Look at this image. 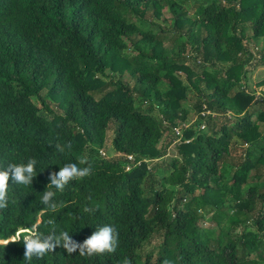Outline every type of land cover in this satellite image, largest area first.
Listing matches in <instances>:
<instances>
[{
  "label": "trees",
  "instance_id": "obj_1",
  "mask_svg": "<svg viewBox=\"0 0 264 264\" xmlns=\"http://www.w3.org/2000/svg\"><path fill=\"white\" fill-rule=\"evenodd\" d=\"M192 1L190 17L189 0H0V167L38 161L32 185L10 181L0 264H264V93L242 85L250 61L264 65L243 45L264 40V0ZM163 9L170 30L155 24ZM173 144L178 158L148 166ZM80 158L92 174L50 187L66 206L41 211L50 174ZM103 225L119 232L114 253L60 246L26 260V233L11 239L35 226L82 243Z\"/></svg>",
  "mask_w": 264,
  "mask_h": 264
},
{
  "label": "clouds",
  "instance_id": "obj_2",
  "mask_svg": "<svg viewBox=\"0 0 264 264\" xmlns=\"http://www.w3.org/2000/svg\"><path fill=\"white\" fill-rule=\"evenodd\" d=\"M71 143L61 145L57 143L55 150L64 153L71 150ZM38 161L35 158H29L26 162L9 163L6 167H0V210L6 209L9 203L8 190L11 184L32 185L33 179L37 176L36 166ZM80 165H87L81 167ZM92 165L86 158H80L75 163H65L59 168L58 172H53L49 176L50 183L41 195V203L46 206L41 211H56L62 209L66 205L63 201L55 199L56 192L48 190L50 187L59 191H63L65 187L73 180L83 179L92 174ZM85 212L91 211L89 208L84 209ZM49 223H52L49 220ZM20 233L23 235V243L25 247V259L31 260L33 256L43 257L49 252H53L57 247L62 246L67 253L79 252L81 256H92L94 254L114 253L119 246V232L112 225H103L96 228L88 238L82 243L72 239L67 231L61 230L57 233L55 230L49 235H43L35 226L18 230V234L11 239L15 242L19 238ZM6 243V242H5ZM121 264H132L127 257L123 259ZM163 264H172L168 259Z\"/></svg>",
  "mask_w": 264,
  "mask_h": 264
},
{
  "label": "rangeland",
  "instance_id": "obj_3",
  "mask_svg": "<svg viewBox=\"0 0 264 264\" xmlns=\"http://www.w3.org/2000/svg\"><path fill=\"white\" fill-rule=\"evenodd\" d=\"M222 1L225 2V0H221V2ZM186 6L188 7V15L190 17H192L191 15L194 13V9L196 8L194 1L189 0V2L187 3ZM171 22H172V14L167 12V9H163L161 12V16L155 21V24L163 26V28H165V30H170ZM149 28H151V26ZM195 29H196V27H195ZM195 29H194V31H195ZM184 31H186V26H184L183 32ZM181 39H176V40L178 42H180ZM171 40H172V38H171ZM174 40H175V38H174ZM178 42L175 43V41H174V43H173V42L167 41L164 43V47L167 50H168V47L172 48L176 52ZM243 45H245L246 48H249L250 50H252V53H254L256 57H258L259 54L264 51V40L260 41L259 43H254L252 40L245 39L243 41ZM183 55L193 57L191 59V61H189V63H187V66L191 67L192 71L195 70V72L198 73L200 71V68H198L199 66H198V62H197L198 58H194L195 57L194 51L191 48L190 43H187V46H186V49H185ZM187 66H186V68H188ZM245 68H246V76H245L246 78L242 79L243 88L245 87V90L248 93H251V91H254L255 92L254 98L261 97V95L264 93V65H258L255 60H252V61H250V63ZM179 71H181V73ZM185 72H183V70H175L174 71V75L180 74V77H182L181 80L184 82V83H182L183 85H186V83H189L187 81L188 77H187V74H185ZM121 79L124 82H128L131 87L134 85V81L126 73H125V75H122ZM105 81H108V79H105ZM192 103H193L192 101H187L186 110L188 112V115H187L185 121L178 124V125H181V127L187 128L190 125H193L197 120V116L191 107ZM229 116L233 117L232 114H229L228 117ZM177 128H180V127H177ZM111 137H112V133L110 131L107 134L105 149L100 152L101 156H106V157H110V158L115 156V152L113 151L112 145H111ZM167 141L168 140H166V139L163 140L160 143V145L164 146ZM174 144L165 150L164 157L156 158L154 160H148L147 161L148 166L153 167L154 165L159 164L161 162L167 163L173 158H178L177 149L173 147ZM203 226L208 227L209 223L206 222L205 224H203ZM239 232H240V229H237L236 233H239ZM156 242H157V239L152 238L149 242L145 243L141 249V253H146V252L150 251L151 248H153L155 246ZM4 243L5 242H2V244H4Z\"/></svg>",
  "mask_w": 264,
  "mask_h": 264
},
{
  "label": "built area",
  "instance_id": "obj_4",
  "mask_svg": "<svg viewBox=\"0 0 264 264\" xmlns=\"http://www.w3.org/2000/svg\"><path fill=\"white\" fill-rule=\"evenodd\" d=\"M175 133H176V135H180V133H181L180 129H175Z\"/></svg>",
  "mask_w": 264,
  "mask_h": 264
}]
</instances>
